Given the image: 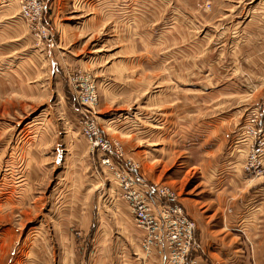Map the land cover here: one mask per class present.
Returning a JSON list of instances; mask_svg holds the SVG:
<instances>
[{
    "label": "rangeland",
    "instance_id": "obj_1",
    "mask_svg": "<svg viewBox=\"0 0 264 264\" xmlns=\"http://www.w3.org/2000/svg\"><path fill=\"white\" fill-rule=\"evenodd\" d=\"M37 4L24 15L23 0H0V264H214L209 250L219 264H264V171L244 168L243 147L232 159L253 113L264 122V0ZM92 88L95 106L83 99ZM86 119L120 141L119 163L185 200L200 248L183 262L144 246ZM237 163L260 209L209 243L219 204L239 200Z\"/></svg>",
    "mask_w": 264,
    "mask_h": 264
},
{
    "label": "built area",
    "instance_id": "obj_2",
    "mask_svg": "<svg viewBox=\"0 0 264 264\" xmlns=\"http://www.w3.org/2000/svg\"><path fill=\"white\" fill-rule=\"evenodd\" d=\"M38 1L23 0L24 15L38 14V4L35 5V12L28 7L31 2L35 4ZM83 99L95 106L98 103L96 90L92 88ZM260 123V113H253L243 132L250 141L244 168L256 174L264 171V122ZM83 133L92 149L102 154L103 163L114 175L123 198L133 209L136 223L147 231L144 242L147 249L169 246L174 249L177 262L181 263L192 250L200 248L196 237L197 223L187 214L176 190L166 184L145 181L136 163L128 160H125V164L119 163L117 158L122 159L125 153L123 145L119 140L105 137L93 119L85 120Z\"/></svg>",
    "mask_w": 264,
    "mask_h": 264
},
{
    "label": "crops",
    "instance_id": "obj_3",
    "mask_svg": "<svg viewBox=\"0 0 264 264\" xmlns=\"http://www.w3.org/2000/svg\"><path fill=\"white\" fill-rule=\"evenodd\" d=\"M245 148L246 150L249 147V140L247 137H245L243 134L241 135V137H239L238 141H237V145H236V150H240L243 148ZM240 151H236L235 155L232 157V159L234 158V162H242L243 160L241 158H239L240 156L243 155V153L241 154ZM246 152V151H245ZM247 153V152H246ZM244 161L246 159V154H244ZM232 161V160H231ZM244 165V163H243ZM243 165L241 167L240 163L235 164L234 166H236L235 168V172L232 173V178L229 181V184L232 186V188L234 189L233 191H230L229 193L232 194L231 196H235L236 198L239 197V200H236L234 202V207L231 208H227V206H224V208H222L221 204H219L220 207H217L220 215L219 217H215V215L210 217V220L213 226H219L220 228H215L213 229V233H215V236L213 237V240L209 241V243L214 242H218L219 240H216V236L217 235H221V231L224 229V227H227L229 225H239V226H245L247 227L248 225H250V220L253 218V220L255 219L254 216L256 214V211H259L260 207H259V203H255L254 202V198H253V194H251V197H249L246 193H244L243 191L246 190L247 191V185L249 184V176L243 171ZM105 177L107 178V176L105 175ZM109 178H112V174L111 172L108 174ZM222 178V177H221ZM113 179V178H112ZM224 182L223 179L220 180V187H222L224 184L222 183ZM216 186V185H215ZM118 189V187H116V190ZM249 193H251L249 191ZM219 194V193H218ZM245 194V195H244ZM244 196V197H243ZM262 197L264 199V192H262ZM185 199V198H182ZM181 200V199H180ZM182 202V201H181ZM230 202V203H233ZM183 204L185 206V210L187 212V214L192 217L195 221L196 219L193 217V215H191V212L187 209L186 205H185V200H183ZM99 203H96V205H93L91 210H92V217H94V219L98 218V212H99ZM239 208H243L246 210V212L243 214L244 215V221L243 220V215L240 216L239 218V213H240V209ZM229 210L231 209V214H229V216L223 212L224 210ZM238 210V211H237ZM262 210H264V206H262ZM224 215V217H223ZM240 222V223H239ZM197 223V221H196ZM94 224V223H93ZM95 225V224H94ZM264 226V223H263ZM197 228L199 229L198 225ZM217 231H220V233L217 234ZM264 232V231H263ZM205 241V240H204ZM209 254L210 257L213 259L212 261H214V264H219V259L220 258V254L216 251L213 250H209ZM139 264H141L140 260H139ZM153 264V263H152Z\"/></svg>",
    "mask_w": 264,
    "mask_h": 264
}]
</instances>
